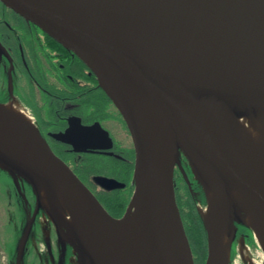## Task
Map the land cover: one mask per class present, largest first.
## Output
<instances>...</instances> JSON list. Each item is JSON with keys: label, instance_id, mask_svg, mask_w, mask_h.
I'll list each match as a JSON object with an SVG mask.
<instances>
[{"label": "water", "instance_id": "95a60500", "mask_svg": "<svg viewBox=\"0 0 264 264\" xmlns=\"http://www.w3.org/2000/svg\"><path fill=\"white\" fill-rule=\"evenodd\" d=\"M0 1L71 50L94 73L131 134L135 153L134 190L123 215L111 216L70 166L52 151L39 130L45 144L35 148V158L29 162L0 138V158L22 175L0 168L12 176L24 198L19 180L30 185L35 195V210L41 207L34 186L36 171L45 172L48 178L80 194L90 207L79 221L85 246L90 256H100L95 247L96 223L118 224L132 211L145 174L144 159L150 157L160 176L164 198H160L153 216L154 252L148 264H194L175 196L173 172L177 160L159 148H145L139 104L147 103L164 116L179 143V151L183 152L190 167H198L188 153L185 111L218 110L236 115L264 112V0ZM174 33L180 38L171 39L169 36ZM65 138L77 143L86 140L87 146L94 149L111 146L108 132L98 122L84 127L82 136L67 134ZM195 157L218 167L223 179L214 184L226 203L230 202L227 181L264 204V184L237 171L231 144L227 143L218 156L196 153ZM184 177L189 184L185 174ZM197 178L204 187L211 184L203 175ZM101 183L106 187L124 186L113 178H103ZM203 191L205 196V189ZM34 214L35 211L30 218H34ZM172 218L181 225L190 249V260L170 226ZM226 218L232 243L237 230L234 219L238 217L232 218L227 213ZM239 219L241 225L248 226ZM29 220L14 264H21L30 231ZM202 220L207 264L214 250V227ZM164 247L167 252L162 254Z\"/></svg>", "mask_w": 264, "mask_h": 264}, {"label": "bare ground", "instance_id": "6f19581e", "mask_svg": "<svg viewBox=\"0 0 264 264\" xmlns=\"http://www.w3.org/2000/svg\"><path fill=\"white\" fill-rule=\"evenodd\" d=\"M169 37L176 40L180 35L174 33ZM138 112L145 148H159L177 160L179 143L164 116L147 103H140ZM183 115L188 153L199 167L192 165V171L196 177L203 175L211 182L205 185L206 204L200 210L204 221L214 227V250L207 264H229L231 240L227 232V213L232 218H242L251 228L263 252L264 264V204L227 181L230 202L226 203L214 184L223 179L218 167L195 157L196 153L218 156L229 143L233 148L237 171L264 184V112L236 115L218 110H188ZM0 138L28 162L35 158V148L45 144L32 116L12 100L0 102ZM144 165L145 174L132 211L121 223L97 222L95 225V247L100 256H90L79 226L82 216L90 210L87 202L74 189L48 178L43 171H36L34 186L39 206L56 223L60 241L78 240L84 264H148L152 259L153 216L164 195L160 191V176L150 157L144 159ZM0 166L22 175L2 158ZM62 226L66 227V231L62 230ZM170 226L184 255L190 260V249L180 223L172 218ZM166 252L164 247L162 254Z\"/></svg>", "mask_w": 264, "mask_h": 264}, {"label": "flooded vegetation", "instance_id": "af4514ba", "mask_svg": "<svg viewBox=\"0 0 264 264\" xmlns=\"http://www.w3.org/2000/svg\"><path fill=\"white\" fill-rule=\"evenodd\" d=\"M52 39L0 1V102L12 100L22 106L52 151L70 166L111 216L121 217L134 190L135 153L131 134L112 101L106 117L101 107L86 105L87 92H99L97 78L76 54ZM106 121L118 123L127 142L116 138L104 125ZM95 122L108 132L110 147L94 149L87 146L86 140L77 143L65 138L67 134L82 136L83 128ZM100 160L125 163L128 168L103 173L95 166ZM177 170L175 166V196ZM3 176L0 172V191L5 195ZM103 178L116 179L124 186L106 187L101 183ZM110 196L120 200L106 203ZM27 202L29 208L30 200ZM37 235L33 232L32 243Z\"/></svg>", "mask_w": 264, "mask_h": 264}, {"label": "rangeland", "instance_id": "374dc122", "mask_svg": "<svg viewBox=\"0 0 264 264\" xmlns=\"http://www.w3.org/2000/svg\"><path fill=\"white\" fill-rule=\"evenodd\" d=\"M104 125L112 131L116 138L121 140L125 138L124 132L121 130V126H119L118 123L106 121ZM123 141L127 142L125 139ZM52 145L55 146L56 143ZM103 163H105L104 160H100L95 163V166L102 172L110 173L111 169L105 167ZM175 166L177 169H179L177 170L176 178V202L179 208L180 216L181 212H184L187 215V208L189 204L188 200L190 203H192V205H195L197 211L200 213V210L206 204L199 199L200 194L205 189V187L202 181L195 177L192 173L189 161L181 150L179 151V156L174 167ZM184 174L189 180V184H187ZM188 187H190V189ZM192 199L194 200L195 204L193 203ZM15 208L16 207H14L12 203H8L7 201L0 205V264L15 263H9L10 260L8 250L10 245V247L14 245L13 243L16 239L17 227L19 225V222L12 218V216H15L16 214ZM29 208L32 209V206H29ZM33 211H35L34 218H30V224H28V226L29 230H32L33 228V231L39 236L37 235L36 238H34L32 244L33 250L25 258L23 264L32 263V260L34 261L33 258L35 257L37 259L35 264H84L78 240L75 242L60 241L56 223L51 221L43 208L38 207V209L35 210L34 207ZM239 218L240 217L234 219L238 228L239 226H243L241 225L242 221ZM61 228L63 231H66V227L62 226ZM54 235L56 237H54ZM204 239H206L205 236ZM69 248L72 249V254L70 253ZM232 250V256L230 253L229 257V264H263V252L255 237L254 243L252 244L247 242L244 235L235 237ZM16 257L17 253L15 259Z\"/></svg>", "mask_w": 264, "mask_h": 264}, {"label": "trees", "instance_id": "16d2710c", "mask_svg": "<svg viewBox=\"0 0 264 264\" xmlns=\"http://www.w3.org/2000/svg\"><path fill=\"white\" fill-rule=\"evenodd\" d=\"M52 41L57 43V41H55L53 39H52ZM87 69L90 70L89 68H87ZM92 74L94 75V73H92ZM96 86H97L99 92L98 93L87 92V94L85 96V103L87 106L92 105L94 108L99 109L101 107L103 114H104V117H106V109L108 107V104H111V100L107 96V94L104 92V90L99 86L98 83H96ZM104 162L105 163H103V165L107 168H110V169L123 171V170H126L128 168V165L125 163H118V162H115L112 160H109V161L104 160ZM0 172L2 174H4V176H3L4 177V184H5L4 190H6L5 195H2L4 191L3 192L0 191L1 192L0 193V205L3 204L5 201H7L8 203H12V205L14 207H16L15 208L16 214H15V216L13 215L12 218L19 222V225L17 227L16 239H15V242L13 243L14 245L12 247H10L11 245L8 247L9 260H10L9 263H14L16 261L15 256L17 253V248H18L19 242H20V240H21V238L25 232L26 223L30 219V216L33 213V209L35 207V195L32 191V188L30 187V185L25 180H19L21 191L25 195V198H24L21 195L20 191L17 189L12 176L6 170H4L2 168H0ZM103 173H106V172H103ZM107 174H109V173H107ZM5 197H6V199H5ZM110 197H108L109 201H106V203H108V202L112 203L111 199H114L116 201L120 200L119 197H116V198H114V197L110 198ZM199 199L202 202H206L203 191L201 192ZM25 200L26 201L30 200L32 209L27 208L28 202L26 203ZM188 202H189V204H188V208H187V215H186V213L181 212V218L183 221L184 230H185L186 236L188 238V242H189L190 249L192 252L194 264H205L207 250H206V239H204V236L206 237L204 223H203L202 217H201L200 213L197 211L195 205H192V203H190L189 200H188ZM193 203L195 204L194 200H193ZM33 232L34 231L32 228V230H30L28 235H27L25 245L23 248L22 260H21L22 264L25 261V258L33 250V248H32L33 243L31 241V237L33 235ZM240 235L241 236L244 235L246 237V240L248 243H250V244L254 243V237H253V234L251 232V229L245 225H243L241 227L239 226V228L236 230L235 236H234L232 243H231V248H230L231 249V251H230L231 256H232V251H233L232 250L233 249V241H234L235 237L240 236ZM69 250L71 253L72 249L69 248ZM33 259H34V261L32 260V263H29V264H35L37 259H36V257Z\"/></svg>", "mask_w": 264, "mask_h": 264}]
</instances>
